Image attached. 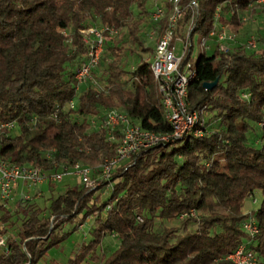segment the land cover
I'll return each instance as SVG.
<instances>
[{"label": "trees", "instance_id": "16d2710c", "mask_svg": "<svg viewBox=\"0 0 264 264\" xmlns=\"http://www.w3.org/2000/svg\"><path fill=\"white\" fill-rule=\"evenodd\" d=\"M196 1L197 10L192 0L182 2L179 36L193 22L200 41L208 40L218 9L220 22L233 25L238 34L245 24L241 13L255 11L254 0ZM168 2L0 0V125H16L0 135L2 160L47 172L81 163L96 178L103 162L116 154L106 132L90 124L106 109H122L145 129L170 133L150 60L139 55L135 69L127 71L126 49L118 39L127 32L129 53L153 55L146 39L150 14ZM134 9L140 11L136 16ZM93 26L120 34L107 35L93 71L97 85L84 87L77 107L70 109L77 70L87 59L82 31ZM257 41V51L242 43L227 53L200 52L190 104L205 114L204 135L141 150L96 189L75 184L61 191L60 183H48V217L33 197L0 203V231L12 236L11 253L0 249V264H40L87 222L91 240L68 264H232L228 256L247 243L264 260V51L259 52ZM217 80L213 89L204 88ZM104 188L111 191L106 200L97 195ZM257 193L260 207L246 213L245 200L256 199ZM249 218L259 228L252 240L244 231ZM174 223L178 229L165 225ZM110 236L119 245L101 257L99 250Z\"/></svg>", "mask_w": 264, "mask_h": 264}, {"label": "built area", "instance_id": "2783aa9c", "mask_svg": "<svg viewBox=\"0 0 264 264\" xmlns=\"http://www.w3.org/2000/svg\"><path fill=\"white\" fill-rule=\"evenodd\" d=\"M182 2L183 0H169L168 6L156 5L150 14L152 27L146 31V39L154 47L150 60L152 73L162 98L165 118L172 127V131L170 133L154 132L142 127L122 109H106L99 116L92 118L90 124L93 130L106 132L107 140L116 145V154L103 162L96 178L92 177L93 170L81 163H76L72 167H62L57 172H47L38 166L9 164L0 156V203L12 202L20 183L28 185L29 188L40 189L48 183H61L66 175L75 177L80 185L96 189L100 185V180L109 181L117 168L141 150L159 144L175 146L177 141L186 137L204 135L207 128L205 114L203 111L193 110L190 104V87L197 74L194 67L196 61L190 58L186 64H183L189 52L191 51V57L194 53V39L197 34L194 33L192 22L185 27L182 36L178 35L185 19ZM256 5L264 8V0H254L251 7ZM191 7L197 10L198 2L192 0ZM220 17L221 11L218 9L215 28L209 39L203 41V52L227 53L241 45L233 25L221 23ZM241 20L244 22V19L241 18ZM82 33L87 49V59L77 70L76 95L68 103L70 109L77 107L79 94L84 87L97 85L93 71L100 65L107 35L116 36L120 34V31L106 26H93L83 30ZM210 41L214 42L213 46L209 44ZM178 43L181 44V53H178ZM244 45L250 51L259 49V42L255 36L250 37ZM15 127L14 123L0 125V135L4 129ZM25 198L30 199L31 196L26 195ZM195 214V211L190 213L191 216ZM244 231L250 240L255 238L259 232L256 220L247 219L244 223ZM11 237V234L0 231V249L5 255L11 253ZM227 259L232 264H264V260L248 247V243L240 245Z\"/></svg>", "mask_w": 264, "mask_h": 264}, {"label": "rangeland", "instance_id": "374dc122", "mask_svg": "<svg viewBox=\"0 0 264 264\" xmlns=\"http://www.w3.org/2000/svg\"><path fill=\"white\" fill-rule=\"evenodd\" d=\"M152 5H154V1H152ZM151 5V6H152ZM139 10L134 9L135 16L139 14ZM241 18L244 19V26L240 30V32L237 34V37L239 39V42L245 43L250 39V37L255 36L257 39H260V50L259 52L264 51V8L261 6L256 5L255 11L252 12L251 10L248 12L241 13ZM121 42V45L126 49V52L124 53V67L127 71H133L138 64L140 56H143L147 60L152 59V54L139 52L136 54L129 53L130 49V43L128 39L127 32H124L121 37L118 38ZM211 44V43H209ZM203 41H200V37L197 35L194 39V53L191 57L192 61H196L198 59V56L200 52H203L202 49ZM178 53H181V44L178 43ZM108 67V62L104 61L101 66V73L103 74V77H105V73ZM17 131H14L11 133V135H16ZM259 140H257L256 143H258ZM78 184V181L75 177L72 175H66L64 180L58 185L60 188L59 190L65 191L67 188L71 187L72 185ZM46 186H44L45 188ZM44 188L35 189V188H29L28 192L21 194V195H15L14 201L19 198H25L26 195H30L33 201L37 202V207L41 208L43 211V216L48 217L49 214V205L51 202L50 194L48 193V190H45ZM60 191V192H61ZM110 190L104 188L101 192H99L97 195H101L103 199H107L110 196ZM255 198L257 199V203H254V198L249 197L245 200L243 209L246 213L253 212L257 210L260 207L261 201H262V195L260 193H257L255 195ZM13 201V202H14ZM12 202V203H13ZM166 226H176V229H178V224H165ZM92 228L90 222L85 223L83 226H81L76 233L73 234V237L70 239L69 242H66L64 246L60 250H52V253L49 254L48 257H46L40 264H68L70 259L74 258L78 248L81 247L83 243L88 242L91 240L90 235V229ZM70 229V228H68ZM14 234L18 232V227L15 228ZM119 245V242L115 236L107 237L102 247L99 250V255L101 257H107L109 256ZM89 264H100L96 262H92Z\"/></svg>", "mask_w": 264, "mask_h": 264}, {"label": "crops", "instance_id": "0c3cea01", "mask_svg": "<svg viewBox=\"0 0 264 264\" xmlns=\"http://www.w3.org/2000/svg\"><path fill=\"white\" fill-rule=\"evenodd\" d=\"M210 43H211L212 46H213L214 42H213V41H210ZM46 185H47V184H46ZM46 185H43L42 188H44V186H46ZM28 189H29L28 185H24L23 183H20V185H19L18 188L16 189L15 195H21V194H24V193L28 192ZM44 189H45V188H44ZM51 253H52V252H50V254H51Z\"/></svg>", "mask_w": 264, "mask_h": 264}, {"label": "water", "instance_id": "95a60500", "mask_svg": "<svg viewBox=\"0 0 264 264\" xmlns=\"http://www.w3.org/2000/svg\"><path fill=\"white\" fill-rule=\"evenodd\" d=\"M217 83H218V80L216 82H214V83H205L204 84V88L211 90L217 85Z\"/></svg>", "mask_w": 264, "mask_h": 264}]
</instances>
